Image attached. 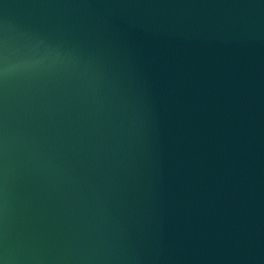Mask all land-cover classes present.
Here are the masks:
<instances>
[{
	"label": "water",
	"instance_id": "1",
	"mask_svg": "<svg viewBox=\"0 0 264 264\" xmlns=\"http://www.w3.org/2000/svg\"><path fill=\"white\" fill-rule=\"evenodd\" d=\"M0 264H264V0H0Z\"/></svg>",
	"mask_w": 264,
	"mask_h": 264
}]
</instances>
